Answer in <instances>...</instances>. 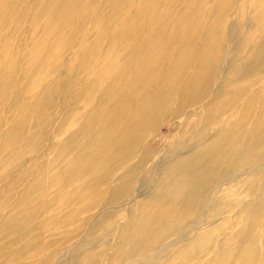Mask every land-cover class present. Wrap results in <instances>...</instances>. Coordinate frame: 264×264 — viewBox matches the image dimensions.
I'll use <instances>...</instances> for the list:
<instances>
[{
  "label": "rangeland",
  "instance_id": "obj_1",
  "mask_svg": "<svg viewBox=\"0 0 264 264\" xmlns=\"http://www.w3.org/2000/svg\"><path fill=\"white\" fill-rule=\"evenodd\" d=\"M52 4V0H0V81H8L5 95L0 92V202L11 198V205L7 209L2 207V215L15 206L19 194L29 184V180L20 184L23 170L40 158L31 168L34 173L41 162L58 155L66 135L59 131L64 118H67L65 129L74 130L84 122L86 133L91 134L97 126L108 124L107 119L113 116V104L128 91L135 90L129 106L135 117L133 126L143 128L145 145L153 147L154 151L143 158L144 151L137 149L135 157L127 161L130 168L142 166L133 173L137 182L128 193L82 211L66 227L57 226L59 215L50 213L51 218L43 228L44 240L60 244L62 237L65 238L61 250L51 260H45V253L33 252V256L24 259L13 256L8 250L5 264H31L37 260L46 261L44 264H110L123 241L125 227L129 223L135 225L134 217L143 201L153 195L161 180L168 179L169 172L163 171V165L170 168L175 160L187 158L199 148L194 147L177 158L171 154L173 139L184 135L183 146L187 141L198 146L202 138L195 135L197 129L208 137L216 135L217 124L205 127L199 122L203 116L198 109L199 101L185 104L182 114H176L182 100L190 93L187 87L193 90L199 83L202 88L204 81L200 83V80L214 56L219 57L220 66L205 75L210 86L219 85L222 92L229 94L237 89L247 88V91L241 94L233 110L225 107L228 111L223 114L231 143L211 165L220 168L212 169L215 184L228 181L214 195L209 210L212 217L199 233L185 238L180 246L176 242L179 235L189 229L188 217L194 220L203 215L211 190L196 202L195 210L180 202L175 210L182 217L158 226L160 232L167 234L157 245L155 254L149 258L146 254L131 255L124 263L114 264H264V49L259 50L260 40L264 38V0H70L69 14L56 18L51 16L55 12ZM43 9L49 10L46 16ZM203 44L208 46L209 55L201 59ZM257 50L261 51L260 55L251 60ZM190 81L191 85H187ZM112 86L117 91L115 97L108 94ZM213 90L207 92L206 102L214 98ZM143 96L154 101L156 105L151 107L159 108L164 103L165 108L158 118L149 115ZM252 98L257 99L256 102L253 103ZM37 107L41 118L49 117V125L34 127L37 123L33 110ZM91 110L95 111L93 116L82 120ZM256 123L260 124L254 129ZM37 132L44 140L33 144L34 140H29L28 136ZM109 132V127L99 132V138L89 144L83 157L72 165L73 176L64 189V199L73 198L85 183L111 165L109 158L114 148L105 141ZM81 141L79 138L75 145ZM192 164L180 169L179 189L191 187L195 178L190 173L194 169L196 175L210 172L197 170ZM121 174L99 188L104 196L111 197L116 183L124 180L120 179ZM235 174L239 176L232 181L228 175ZM12 180H18L19 186L9 194ZM230 195L240 202L234 205L235 200L228 198ZM184 199L181 197L182 201ZM255 204L260 218L251 220L248 211ZM82 207L73 204L66 212L75 216L78 214L75 211ZM106 214H109L107 218ZM2 215L0 211V222ZM241 215L247 219L237 226L234 217ZM82 219L87 220L85 225L78 232H72L80 227ZM1 226L0 223V229ZM177 226L180 231L174 232ZM212 228L215 233L207 239H198L199 245L190 248L191 257L186 261L183 257L187 247L200 237V232ZM34 235V232L24 234L12 248H22ZM240 238L245 240L244 244L239 242ZM252 245L256 250L255 258L250 253ZM199 246H204V251Z\"/></svg>",
  "mask_w": 264,
  "mask_h": 264
},
{
  "label": "bare ground",
  "instance_id": "obj_2",
  "mask_svg": "<svg viewBox=\"0 0 264 264\" xmlns=\"http://www.w3.org/2000/svg\"><path fill=\"white\" fill-rule=\"evenodd\" d=\"M39 1L40 0H38V2ZM52 1H53V4H52L51 8L55 10V12L52 13V15H51L52 17L56 18V17L62 16V15L64 16V15L69 14L70 0H52ZM44 9L42 10V12L46 16L47 13L49 12V10H44ZM71 10H72V8H71ZM101 10L102 9L100 8V11ZM86 43H88V42H86ZM112 43H113V41H112ZM131 49H132V47H131ZM202 49L203 50L200 54V58L201 59L207 58V56L209 55L208 46L206 47V45L203 44ZM263 49H264V38H262L260 40V45H259V50L262 51ZM259 50H257L256 52H254L252 54V57H250L251 60L260 55L261 51H259ZM7 52H5V54ZM117 55H118V53H117ZM218 60H219L218 56H214L212 58L210 65L209 64L207 65L208 69L206 70L205 75L208 72H211L220 66ZM126 61H127V58H126ZM87 63H88V61H87ZM199 64H201V62H199ZM174 70H176V69H174ZM200 72H201V70H200ZM205 75L202 76V79L200 80V83L204 81L202 84V88H201V85L199 83L197 85H195V87L193 86L194 87L193 90H191V88H190L191 86L187 87V89H189L190 93H188L184 97V99L182 100L183 105L181 104V106L176 111V114H180V115L182 114V109H183V106L185 104L186 105L189 103L192 104L195 101H199V105H198L199 108L198 109H199V112L203 115L202 118H200L201 120L199 122L204 123L205 127H207L208 125H211V124H213V125L217 124L216 129L218 131H217L216 135H214L212 137H208L207 135L201 133L202 130L198 131V129H197L195 135L200 136L202 138V141L200 142V144L198 146H197V144H195V146L190 145L187 140H186L187 141L186 144H184V146H183V144H181V143L185 140L184 135L176 136L173 139V146L171 148V154L177 158H179L184 153L191 152L193 149H195L194 147H199V148L187 158H184L182 160H178L176 158L177 160H175L174 165L170 168H168L166 166V164H164L165 166L163 165V168H164L163 171H165L166 174L169 172L168 179L161 180V181L159 180L160 183L158 184L157 190L153 193V195L151 197H149V198L147 197L146 200L143 201V203L140 206V209H138V213L134 217L135 225L132 226V224L128 222L129 223L128 226L125 227V235L123 237V241L120 242V246L118 248V251H117L116 255H114L111 258L112 263L110 261V264L121 263V262L124 263L126 260L129 259V257L131 255L134 256V255H139V254H146L148 256V258H149V256L153 255L152 253H154L155 251L158 250L157 245L162 241L163 238H166V234H167L165 232H160L158 226L161 223H170V222L176 221V220H178V218L182 217L181 214L175 210V207L180 202L186 203V205H188L189 209L195 210L197 207L196 202L199 201L206 194V192L208 190L209 191L211 190L210 191L211 193L208 195L209 198H207V201L205 204L206 209L203 212V215L200 218L194 219V220L192 218L188 217V224H189L188 231H184V232L181 231L182 233L179 235L178 241L177 242L174 241V242L180 244V246H181V244L183 243L185 238H188L192 234L200 231V229H203V227L205 226L206 220L210 219L212 217L210 215L209 210L212 207V201L214 199V195H216L219 192V189L224 184H226L228 181L227 179H226L227 181L221 180L218 183V184L221 183L220 185L215 184V183H217V182H215L216 176H214L212 174V169L215 171H218L220 168H219V166L212 167V165H211L213 163L214 159L219 154H221V151L229 143H231V141H229L230 138H228L229 135H227V129H226L227 127L224 124L226 121V117L224 118L223 114L224 113L226 114L228 110H231V109L233 110L235 108V105L240 100L241 94L243 95L244 91H247L246 90L247 88L240 89V90L237 89L236 92L233 94H229L226 91L222 92L219 85L216 86L215 88L211 87L209 79ZM205 79H206V81H205ZM143 80H145V78ZM7 82L8 81L6 79H3L2 81H0V92H2L4 95L7 92L6 91L7 90L6 86L8 84ZM187 85H191V81L189 82V84L187 83ZM181 89H183V88H181ZM211 90L215 91V94H214L215 96L209 102L208 101L206 102V100L208 99L207 92L211 91ZM134 91L135 90L128 91L127 95H123L124 98H120L119 102L114 103L113 104L114 106L112 107V111H111L113 116L107 119L109 121L108 124H106V126L105 125L99 126V127L97 126L96 127L97 129L94 128L91 134L86 133V131H85L86 130V128H85L86 124L84 122L79 123L77 128H75L74 130L65 129L64 122L66 121L67 118H64L65 120L61 124L62 126H60L59 131L61 133L63 132L66 135L64 137L63 142L61 143V145L58 148V150H59L58 155L52 160L41 162V165L37 168V170L34 171V173L31 171V168L34 166L35 162L40 160V158L35 159V161L33 162V166L32 165H31V167L28 166V168L26 167V169L23 170L22 175L20 176V179H21L20 184L22 185V183H24L25 181H28V180H29V184H27L26 188L19 194L17 201L15 203V206L11 207V210L9 212L2 215V213H3L2 209L3 208L7 209L11 205L10 204L11 198H9V197L4 198L0 202L2 205L0 207V211H1V215H2L0 223L3 225V226H1L2 228L0 229V264L8 263L7 262L8 250L9 251L11 250L13 252V256L14 255H16V257L20 256L21 258H24V259L31 256L32 255L31 253H33V252H35L36 254H39V255L41 253H45L44 254V255H46L45 260L46 261H48L49 259L51 260V258L61 250V247L63 246L64 241H65V238L62 237L63 241L60 244L58 243V241H53V242L48 241L47 242L44 240V229L43 228H44V225L46 224V220L51 218L50 213H53V215H59V222H57V226L62 225L63 227H66V226L71 225L72 222H74V220L77 218V216L79 217V214L82 211L93 209L94 207L100 205V203L102 201L106 203L111 198H113L114 196L118 197L120 195H124L125 193H128L133 188V186L137 182L136 179H134V177H133V173L135 171L139 170L140 168H142V166L140 165V166H134V167L130 168L127 166V161L130 160L131 158L135 157V150H137V149H142L144 151L143 158H147L154 151L153 147H151L149 145H145L144 139H145L146 135H145V131L143 130V128L140 129L139 127L133 126V120L135 119V117H134L133 112L130 113L132 107L129 109V106H131L130 103H131L132 97L135 96ZM187 92H188V90H187ZM116 93H117L116 88L112 86V88H111V90H109L108 94L111 95L112 97H115ZM160 96H162V95H160ZM75 98H78V97H75ZM143 98L145 99V101H147L146 103L148 104V107H146V110L149 113V115L152 116L153 119L158 118L159 113L165 108L164 103L162 104L161 107L155 108L154 106L151 107L152 104H155V103H152L154 101L149 100L148 98H145L144 96H143ZM146 99H148V100H146ZM252 99H253V103L256 102V100H257L255 98H252ZM139 100H142V99L140 98ZM217 100H218V103H216ZM249 103H250V100H249L248 104ZM82 104H83V102H82ZM134 106H135V104H134ZM225 107H229V109L225 110ZM126 108H128L129 111ZM137 108H138V106H137ZM94 110L89 111V113L87 112L86 117L84 114L82 116V120L85 118H88L89 116H93V112H95ZM196 110L197 109L192 111L190 116H192ZM262 110H263L262 114L264 117V106H263ZM39 111H40V108H38V107L33 110V112H34L33 115L36 114V120L35 121L37 123L34 125V127H38V126L42 127L43 124H44V126L46 124L49 125L50 124L49 123L50 122L49 117L48 118L47 117L41 118V116H39V113H40ZM152 113H154V114L152 115ZM67 114L68 113H66L65 117L66 116L68 117ZM198 116H199V114H198ZM199 122H197V125L199 124ZM259 124L260 123L254 124L253 125L254 129H257ZM107 127H109L110 132L106 136L105 141L109 142L114 148L113 153L109 158L112 162V163H110L111 165L106 166L102 173L99 172L100 174L95 179L89 181L88 183H85L80 188V190L78 192H76V195L73 198H71V199L65 198L64 199L63 198L64 192H65L64 189H65L66 185H68L70 178L73 176V174H72L73 172L71 171L72 165L77 160H79L83 157L84 152L86 151L89 144H93V141H95V140H97V138H99V132H101L102 130H105V128H107ZM45 135H44V137H45ZM131 135H135V138L133 139V137ZM28 137H29V140H31V139H32V141L34 140L33 144H35L36 142H42V139H43V135L40 132L33 133V135H30ZM79 138L82 140L81 143H78L75 145V142ZM212 139H213V141L210 144V141ZM16 140L18 142L21 141L20 138H17ZM16 140L14 139L15 143H16ZM224 141H226L225 145H223L221 147H216V144H218L220 142H224ZM40 149H42L41 145L39 146V148L37 150L40 151ZM2 153H3V155L5 154L4 152H2ZM109 154H110V152H109ZM262 156L264 157V154ZM22 158H24V157H22ZM170 159H172V158H170ZM25 160H26V157L24 158V161ZM18 161L20 162V160H18ZM18 161H17V163H19ZM22 161L20 163L23 165ZM145 162H146V160H145ZM191 162L194 163L192 165L197 166L196 167L197 170L201 169V170H206V171H210V172H208L207 174L198 173V175H196L195 172H197V171L194 169L192 171V173H190L195 178L194 181H192L191 183L189 182L191 187L188 190L179 189V186L181 185L180 179L177 178V177H179L178 175L181 173L179 171H180V169L185 167V165H188ZM17 163H15V164H17ZM147 163H148V161H147ZM238 165H239V163H238ZM119 172L122 173L120 179L123 178L124 180H122V182H119L120 179L118 180L119 183H116L114 192L112 193V195H110L111 196L110 198H108L107 196H104L101 193L99 188L101 186L105 185L108 181L115 179L116 175ZM158 172H160V171L158 170ZM244 173H246V171ZM144 174L145 173H143L141 176H143ZM237 175L238 174L228 175V176H230V178L233 181V180L237 179V177L239 176V175L238 176ZM17 181L12 180V182L10 184L11 186H10L9 194L13 193L15 190L18 189V186H19L18 182L19 181L18 182ZM140 188H142L141 185H140ZM74 189H76V188H74ZM181 197L186 198V199H184V201H187V202L182 201ZM228 198L230 199V201L235 200L234 205H237V203L240 202L239 201L240 199L235 198V196L233 198V196L230 195ZM73 204L83 206L81 210L75 211V212L78 211V214L75 216L66 212V209H68ZM198 208H200V205H198ZM248 213L250 214L249 216H250L251 220H255V219L257 220L260 218L259 217L260 212H259L257 204L253 205L251 207V209L248 211ZM108 216H109V214L105 215L106 218ZM234 219L237 222V226H238V223L241 220L243 221L247 218L244 217L243 215H241V216L234 217ZM37 221H39V223H37ZM86 221H87L86 219H82L80 227L73 229L72 232H75V233L78 232V230H80L81 226L85 225ZM21 224H23V226H21L22 228H20ZM212 224H214V223H212ZM17 226H19V228H17ZM210 226H211V224H210ZM179 228H180L179 226L175 227L174 232L180 231ZM241 228H242V225H241ZM30 232L31 233L34 232V234H35L31 240L27 241L25 243V245L20 249L12 248L13 244H15L19 239H22V236L24 234H29ZM70 233H71V231H70ZM200 233H201L199 235L200 237L197 238V240L192 242V244H190V246L187 247L188 249H187V251L183 257L184 259H186V261H188L189 256L191 257L190 248L192 249L193 247H197L199 245L198 239H203V238L207 239L208 237H211L215 233V230H213V228H212V230H205V231L200 232ZM172 239H174V238H172ZM244 241L245 240L243 238H240V240H239V242H242V244H244L243 243ZM224 244H226V243H224ZM199 248L202 251H204V249H205L204 246H199ZM180 251H181V249H180ZM255 252H256L255 246L252 245L251 249H250V253H251L253 258H255V256H256ZM46 261L37 260V261L31 262V264H44ZM9 264H10V262H9ZM11 264H13V263H11ZM91 264H93V263L91 262ZM128 264H131V263L129 262Z\"/></svg>",
  "mask_w": 264,
  "mask_h": 264
}]
</instances>
